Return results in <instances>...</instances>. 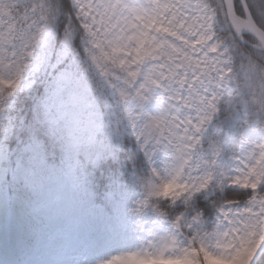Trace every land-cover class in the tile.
I'll use <instances>...</instances> for the list:
<instances>
[{"label": "snow or ice", "instance_id": "6c2138e0", "mask_svg": "<svg viewBox=\"0 0 264 264\" xmlns=\"http://www.w3.org/2000/svg\"><path fill=\"white\" fill-rule=\"evenodd\" d=\"M0 264H264V0H0Z\"/></svg>", "mask_w": 264, "mask_h": 264}]
</instances>
